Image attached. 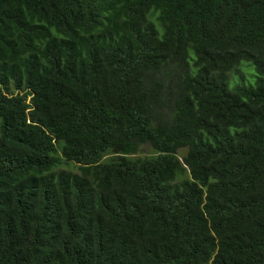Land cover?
<instances>
[{
	"label": "trees",
	"instance_id": "obj_1",
	"mask_svg": "<svg viewBox=\"0 0 264 264\" xmlns=\"http://www.w3.org/2000/svg\"><path fill=\"white\" fill-rule=\"evenodd\" d=\"M0 264H264V0H0Z\"/></svg>",
	"mask_w": 264,
	"mask_h": 264
},
{
	"label": "rangeland",
	"instance_id": "obj_2",
	"mask_svg": "<svg viewBox=\"0 0 264 264\" xmlns=\"http://www.w3.org/2000/svg\"><path fill=\"white\" fill-rule=\"evenodd\" d=\"M239 72L244 76V81H247L249 79L250 76V72L246 69H240ZM184 153V151L182 152V154ZM62 166V165H61Z\"/></svg>",
	"mask_w": 264,
	"mask_h": 264
}]
</instances>
